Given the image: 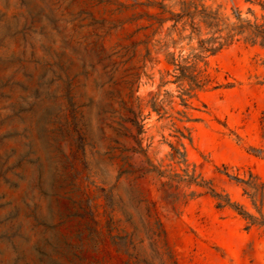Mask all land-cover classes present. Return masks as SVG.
Listing matches in <instances>:
<instances>
[{"label": "rangeland", "instance_id": "1", "mask_svg": "<svg viewBox=\"0 0 264 264\" xmlns=\"http://www.w3.org/2000/svg\"><path fill=\"white\" fill-rule=\"evenodd\" d=\"M196 6L218 24L173 27ZM249 22L264 0H0V264H264V225L212 192L261 216L237 179L264 182Z\"/></svg>", "mask_w": 264, "mask_h": 264}, {"label": "trees", "instance_id": "2", "mask_svg": "<svg viewBox=\"0 0 264 264\" xmlns=\"http://www.w3.org/2000/svg\"><path fill=\"white\" fill-rule=\"evenodd\" d=\"M165 7V5H163ZM172 15L170 18L175 20V23L173 24V27H177L178 22L181 21L184 17H188L190 19V25L192 26V32L199 31L200 25H196L195 16L197 13L202 15L203 21L208 23L210 26L217 25L218 23H214V20L216 19V15L210 13L207 11L205 7L201 8L200 10H184L182 13H174L171 12ZM212 18L213 20H209ZM161 21H163V18H160ZM187 26V21L184 22V28ZM237 32L239 34H242L245 36V39L247 41H250L254 44L259 43L262 46H264V22L263 23H251L249 22L247 25H239L236 28ZM190 38L192 39V36L190 35ZM218 37H211L209 39H201L200 45L202 51H212L216 52L219 48L223 46V43L221 42L220 45H215V42ZM151 51L148 50V53L146 56H150ZM196 57L201 58L203 55L200 53L195 54ZM178 59L173 56L171 59V62H174L177 65V69L180 71L179 74L176 75V81L189 79L191 81V86L189 89H186L184 93L190 94L191 89L194 86H201L202 79L199 77V72L196 73V68L193 64H184L183 62H176ZM185 60H188V58H185ZM168 82V81H167ZM184 101L187 99L183 97ZM154 107H156V103H153ZM135 114V117H138V114L133 111ZM140 130H143V124H140ZM237 179L241 182H243L246 185L245 188V194H247L255 206L258 208L259 212L261 213L260 217L255 216L254 214L250 213L249 211L243 209L242 206H239L231 201V198L222 195L221 193H217L215 189H212L213 195L218 198L217 205L219 207H225L228 205L234 206L239 213L243 214L245 217L249 218L252 223H258L260 225H264V182L260 180V177L258 175H255L254 173H250V177L248 179L237 177Z\"/></svg>", "mask_w": 264, "mask_h": 264}]
</instances>
